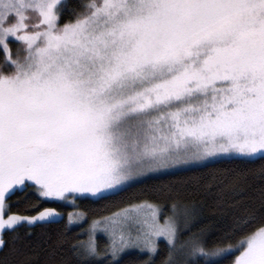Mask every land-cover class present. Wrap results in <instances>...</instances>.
<instances>
[{
	"label": "snow or ice",
	"instance_id": "obj_1",
	"mask_svg": "<svg viewBox=\"0 0 264 264\" xmlns=\"http://www.w3.org/2000/svg\"><path fill=\"white\" fill-rule=\"evenodd\" d=\"M0 264H264V0H0Z\"/></svg>",
	"mask_w": 264,
	"mask_h": 264
},
{
	"label": "trees",
	"instance_id": "obj_2",
	"mask_svg": "<svg viewBox=\"0 0 264 264\" xmlns=\"http://www.w3.org/2000/svg\"><path fill=\"white\" fill-rule=\"evenodd\" d=\"M232 163L228 162V161H221L218 164L215 165H210L209 168L207 169H199L197 170L195 173H188L186 174V178L191 177L193 175H199V174H208V172L217 169V168H227V167H232ZM137 187H141V186H137ZM136 191V189H132L130 190L128 193L122 194L125 196H131L134 192ZM118 199V198H117ZM80 208V211H84L87 212L89 207H92L96 210L95 214H89L87 217V222L83 223L81 226H76V227H72L71 231L69 232V236L70 237H77L79 239H83L84 237L82 235H78L79 233L82 232L83 228L87 227L88 222L91 219H95V218H99V216L105 215L107 213H105L102 209H103V204L104 202H101L100 204H91L90 201L87 200H80L78 201ZM159 203L164 204L165 206V211H167L168 208V204L169 202L167 201H159ZM43 206L46 207H57L59 211L63 212L64 217L67 214V212L71 209L70 206L64 204L63 202H57V203H48V204H44ZM67 222L66 218L64 219V221L59 224V225H53L50 228H45L43 231L39 228L35 229L34 234L28 238L29 241H31V243L36 244V243H41L43 240L46 239V233L47 234H53L56 230H60L64 228V224ZM101 242L103 243V238H101ZM164 245L163 243L161 244V248L163 249Z\"/></svg>",
	"mask_w": 264,
	"mask_h": 264
},
{
	"label": "rangeland",
	"instance_id": "obj_3",
	"mask_svg": "<svg viewBox=\"0 0 264 264\" xmlns=\"http://www.w3.org/2000/svg\"><path fill=\"white\" fill-rule=\"evenodd\" d=\"M65 204V203H64ZM66 205H68V206H70L71 207V209L68 211V212H72V211H80L79 209H74L73 208V205H71L70 203L69 204H66ZM68 212H67V214H68ZM63 213V212H62ZM67 214L65 215V218H66V220H67ZM64 215V214H63ZM96 219V218H95ZM92 220V219H91ZM91 220L88 222V224L91 222ZM88 224H87V227H88ZM86 227V228H87Z\"/></svg>",
	"mask_w": 264,
	"mask_h": 264
}]
</instances>
